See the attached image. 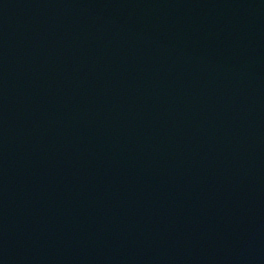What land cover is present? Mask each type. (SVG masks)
<instances>
[{
    "label": "water",
    "instance_id": "95a60500",
    "mask_svg": "<svg viewBox=\"0 0 264 264\" xmlns=\"http://www.w3.org/2000/svg\"><path fill=\"white\" fill-rule=\"evenodd\" d=\"M0 264H264V0H0Z\"/></svg>",
    "mask_w": 264,
    "mask_h": 264
}]
</instances>
